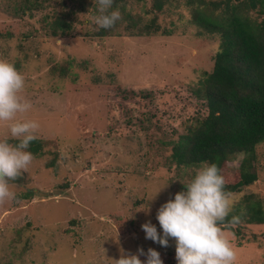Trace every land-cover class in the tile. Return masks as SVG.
Instances as JSON below:
<instances>
[{
	"label": "rangeland",
	"instance_id": "1",
	"mask_svg": "<svg viewBox=\"0 0 264 264\" xmlns=\"http://www.w3.org/2000/svg\"><path fill=\"white\" fill-rule=\"evenodd\" d=\"M162 1L156 11V0H126L114 31L99 36L93 0L84 9L50 0L25 13L24 0H0V59L25 76L21 96L32 108L19 118L38 121L44 142L43 154L10 182L16 198L0 202V264H114L141 248L176 264L174 238L161 246L141 224L161 231L157 209L201 166L177 165L172 148L207 113L193 90L211 71L220 39L193 24L187 0ZM59 11L73 12L67 36L49 31L47 17ZM127 14L140 25L155 17L165 33H132ZM9 135L0 123V138ZM243 157L222 165L226 182L238 180ZM253 165L257 180L229 193L230 214H244L248 196L264 208V144ZM147 204V214L137 210ZM236 219L239 234L222 227L234 264H264V223Z\"/></svg>",
	"mask_w": 264,
	"mask_h": 264
},
{
	"label": "trees",
	"instance_id": "2",
	"mask_svg": "<svg viewBox=\"0 0 264 264\" xmlns=\"http://www.w3.org/2000/svg\"><path fill=\"white\" fill-rule=\"evenodd\" d=\"M48 1L24 0L22 11L40 10ZM72 1H78L80 9H84V0ZM196 1L203 8L195 7ZM125 2L115 0L113 8L124 10ZM187 4L192 7L193 24L203 32L218 35L220 43L211 71L203 73L193 90L204 101L207 113L195 118L186 133L179 136L172 148V159L183 166L215 163L221 170L225 162L244 154L238 166V180L225 181L228 194L239 192L257 180L253 165L255 149L264 144V0H187ZM153 6L161 11L163 1L156 0ZM72 14L59 11L48 16L50 33L67 36L72 29L69 21ZM128 18L131 22L126 30L132 33L142 35L161 30L155 17L143 25L133 16ZM116 26L117 23L109 29L100 28L97 35H109ZM43 147L44 142L37 138L28 150L39 156ZM252 197H247L245 213H229L222 227L239 234L237 219L233 222V217L248 224H263L262 200H251Z\"/></svg>",
	"mask_w": 264,
	"mask_h": 264
},
{
	"label": "clouds",
	"instance_id": "3",
	"mask_svg": "<svg viewBox=\"0 0 264 264\" xmlns=\"http://www.w3.org/2000/svg\"><path fill=\"white\" fill-rule=\"evenodd\" d=\"M114 3L115 0H93L95 14L91 20L97 29H109L121 19L119 9L113 8ZM25 86V76L15 63L0 59V123H7L10 134L0 138V202L16 198L10 182L25 173L33 161L28 149L37 139L39 123L19 118L32 108L31 102L21 96ZM183 185V190L157 209L156 220L161 231L150 221L141 224L145 238L165 247L169 237L174 238L176 264H234L235 252L222 232L232 204L220 168L215 163H204ZM137 210L147 214L149 204ZM138 253L146 259L141 261L137 254L122 253L113 260L114 264H163L154 248H149L147 253L141 248Z\"/></svg>",
	"mask_w": 264,
	"mask_h": 264
},
{
	"label": "water",
	"instance_id": "4",
	"mask_svg": "<svg viewBox=\"0 0 264 264\" xmlns=\"http://www.w3.org/2000/svg\"><path fill=\"white\" fill-rule=\"evenodd\" d=\"M43 195H45V193H43Z\"/></svg>",
	"mask_w": 264,
	"mask_h": 264
}]
</instances>
